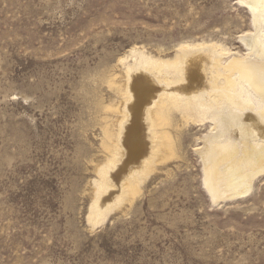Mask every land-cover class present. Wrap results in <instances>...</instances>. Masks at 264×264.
<instances>
[{"label": "rangeland", "instance_id": "rangeland-1", "mask_svg": "<svg viewBox=\"0 0 264 264\" xmlns=\"http://www.w3.org/2000/svg\"><path fill=\"white\" fill-rule=\"evenodd\" d=\"M253 32L237 0H0V264H264V177L214 204L178 109L175 156L133 205L88 221L104 130L124 108L121 59L197 43L244 55Z\"/></svg>", "mask_w": 264, "mask_h": 264}, {"label": "bare ground", "instance_id": "bare-ground-1", "mask_svg": "<svg viewBox=\"0 0 264 264\" xmlns=\"http://www.w3.org/2000/svg\"><path fill=\"white\" fill-rule=\"evenodd\" d=\"M237 1L251 13L257 31L240 38L246 54L197 43L180 45L168 59L133 49L119 60L125 65L126 87L119 88L125 103L118 108L117 130L109 125L104 130L107 157L96 167L88 214L93 226L132 204L156 164L175 156L176 140L167 127L173 109L197 129L200 146L193 151L214 204L246 197L264 177V0ZM144 73L161 89L148 94L140 88L146 83L136 77ZM144 124L148 143L139 139Z\"/></svg>", "mask_w": 264, "mask_h": 264}]
</instances>
